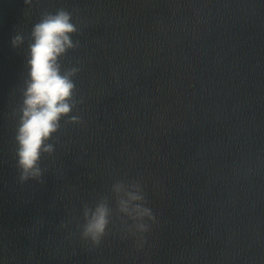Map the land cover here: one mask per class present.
I'll return each instance as SVG.
<instances>
[{
  "label": "water",
  "instance_id": "1",
  "mask_svg": "<svg viewBox=\"0 0 264 264\" xmlns=\"http://www.w3.org/2000/svg\"><path fill=\"white\" fill-rule=\"evenodd\" d=\"M58 9L81 123L20 183L28 42ZM121 178L156 215L146 243L118 218L82 240L83 206ZM0 264H264V0H0Z\"/></svg>",
  "mask_w": 264,
  "mask_h": 264
},
{
  "label": "clouds",
  "instance_id": "2",
  "mask_svg": "<svg viewBox=\"0 0 264 264\" xmlns=\"http://www.w3.org/2000/svg\"><path fill=\"white\" fill-rule=\"evenodd\" d=\"M26 3L31 4L32 0ZM78 31L72 14L65 9L45 12L32 28L28 42V78L22 89L15 136L20 183L30 179L43 182L41 160L45 154L54 153V144L49 141L60 131L62 119L68 117L66 123H81L78 115H72L73 109L82 102L76 99L73 79L81 69L64 68L62 64L69 50L79 47V41L72 39ZM24 43L25 36L21 33L12 39L13 47ZM147 203L140 180H115L107 194L99 196L93 205L83 206V223L78 225L81 239L99 246L118 218L121 231L135 237L137 246L142 248L146 243L145 234L157 219Z\"/></svg>",
  "mask_w": 264,
  "mask_h": 264
}]
</instances>
